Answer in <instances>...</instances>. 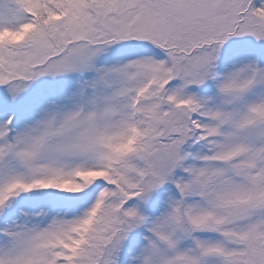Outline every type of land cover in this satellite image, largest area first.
<instances>
[{
	"label": "snow or ice",
	"instance_id": "6c2138e0",
	"mask_svg": "<svg viewBox=\"0 0 264 264\" xmlns=\"http://www.w3.org/2000/svg\"><path fill=\"white\" fill-rule=\"evenodd\" d=\"M0 264H264V0H0Z\"/></svg>",
	"mask_w": 264,
	"mask_h": 264
}]
</instances>
